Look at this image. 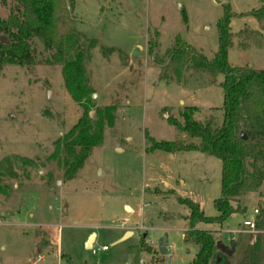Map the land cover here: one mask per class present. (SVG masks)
<instances>
[{"label": "rangeland", "instance_id": "rangeland-1", "mask_svg": "<svg viewBox=\"0 0 264 264\" xmlns=\"http://www.w3.org/2000/svg\"><path fill=\"white\" fill-rule=\"evenodd\" d=\"M227 3L237 12L229 63L264 69V19L251 13L264 0H65L58 34L77 38L91 88L88 115L98 119L100 108L105 120L101 143L71 178L57 140L84 108L65 87L56 50L34 38L33 63L1 68L0 264H62V254L75 264H135L130 250L142 241L138 264H192L198 246L185 241L190 211L178 198L217 216L222 161L200 151L147 152L145 132L157 140L190 141L168 119L183 121L180 113L191 105L198 120L214 115L221 122L224 75L197 70L192 61L172 65L167 50L180 36L214 58ZM12 6L0 0V17L7 18ZM150 42L159 63L148 52ZM234 205L240 212L222 226L200 221L196 227L214 231L231 250L224 257L231 264H264V182ZM252 214L262 231L234 234ZM124 220L133 234L125 236ZM92 233L96 251L86 247ZM163 235L168 248L161 255ZM219 252L216 246L214 261Z\"/></svg>", "mask_w": 264, "mask_h": 264}, {"label": "trees", "instance_id": "trees-1", "mask_svg": "<svg viewBox=\"0 0 264 264\" xmlns=\"http://www.w3.org/2000/svg\"><path fill=\"white\" fill-rule=\"evenodd\" d=\"M13 6L7 18L0 17V70L5 64L27 65L34 62L35 50L32 45L38 38L45 48L56 50L54 57L63 65L65 87L72 98L84 110L77 123L57 140L65 151L64 164L71 177L82 167L91 149L101 143L105 120L102 109L97 108L98 119L89 117L91 88L85 68V54L78 46L77 38L58 34V13L65 0H12ZM224 13L217 22L219 47L214 58L209 59L192 45L182 41L180 36L167 50L170 64L180 67L192 61L193 67L214 75L223 74L220 82L224 91L221 106V122L212 115L206 121L195 118L196 106H186L180 113L183 121L170 117L168 121L179 130L186 132L190 141L157 140L145 132L147 152L200 151L216 156L222 161V196L215 200L219 214L206 216L199 203L190 198L179 197L178 201L189 208L188 229L185 241L196 244L198 250L192 264H231L224 257L228 253L220 250L222 260L214 261L217 239L211 229L196 227L197 222L214 223L222 226L229 216L240 212L235 206L237 199L249 192L257 191L264 182V69L249 65L233 66L228 61L232 46V18L237 12L230 3L224 4ZM183 21L188 22L184 7L181 8ZM259 20L264 19V7L251 12ZM246 15V14H245ZM2 37L5 40H2ZM154 43L150 42L148 52L156 63L160 61L154 54ZM67 56H69L67 58ZM110 115L109 111H107ZM111 120V117H108ZM246 138H242V133ZM259 225V223H258ZM144 243L132 246L134 263H139ZM64 263L75 264L68 254H62ZM226 261V262H225ZM163 259H154L151 264H164Z\"/></svg>", "mask_w": 264, "mask_h": 264}, {"label": "water", "instance_id": "water-1", "mask_svg": "<svg viewBox=\"0 0 264 264\" xmlns=\"http://www.w3.org/2000/svg\"><path fill=\"white\" fill-rule=\"evenodd\" d=\"M2 40H5V38L2 37ZM242 138H243V139L246 138V135H245L244 132L242 133ZM130 234H131V231L126 232L125 236H126V235H130ZM95 238H96V234H95V233H92V234L90 235L89 239H88L87 242H86V247H87V248H90V249L93 248L94 243H95ZM167 242H168V236H167V235H163L162 238H161V240H160V244H159V253H160L161 255L165 254L166 251H167V248H168V246H167ZM216 246H217L220 250H222V251H224V252H226V253H231V250L227 249V248H226V245H225L222 241H217ZM215 259H216L215 262H219L220 260H222V257L217 256Z\"/></svg>", "mask_w": 264, "mask_h": 264}, {"label": "built area", "instance_id": "built-area-1", "mask_svg": "<svg viewBox=\"0 0 264 264\" xmlns=\"http://www.w3.org/2000/svg\"><path fill=\"white\" fill-rule=\"evenodd\" d=\"M258 220L259 219L257 218V216L252 214V215L246 217L243 220V222L239 224V227L235 230H232V232L234 234L241 233V232H249V233L257 234V233L262 231L258 228ZM125 225H126V221L124 220L122 222V226H125ZM107 248H108L107 245H104L102 247V249H107ZM98 250H99V248H98ZM93 251H96L94 246H93ZM42 258H43V256H40L39 259H42Z\"/></svg>", "mask_w": 264, "mask_h": 264}, {"label": "crops", "instance_id": "crops-1", "mask_svg": "<svg viewBox=\"0 0 264 264\" xmlns=\"http://www.w3.org/2000/svg\"><path fill=\"white\" fill-rule=\"evenodd\" d=\"M238 213H235V214H232V215H237ZM122 228H124V232L126 233V232H129V231H131V234H133V231L131 230V229H129V228H126V226H122ZM234 230V229H233ZM241 233H244V232H241Z\"/></svg>", "mask_w": 264, "mask_h": 264}]
</instances>
